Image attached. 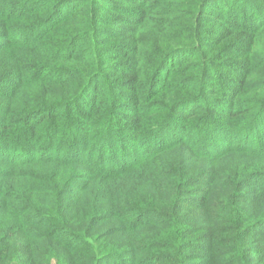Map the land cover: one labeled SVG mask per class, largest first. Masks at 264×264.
Returning <instances> with one entry per match:
<instances>
[{
    "label": "trees",
    "instance_id": "trees-1",
    "mask_svg": "<svg viewBox=\"0 0 264 264\" xmlns=\"http://www.w3.org/2000/svg\"><path fill=\"white\" fill-rule=\"evenodd\" d=\"M262 33L264 0H0V264H264Z\"/></svg>",
    "mask_w": 264,
    "mask_h": 264
},
{
    "label": "rangeland",
    "instance_id": "rangeland-1",
    "mask_svg": "<svg viewBox=\"0 0 264 264\" xmlns=\"http://www.w3.org/2000/svg\"><path fill=\"white\" fill-rule=\"evenodd\" d=\"M239 6V4H238V2H237V5H236V7H238ZM213 19H215V18H213ZM233 20L232 19H228V22H232ZM225 21L223 20V18L221 17L220 19H218V21L217 22H213V21H211V22H207V23H205V27H206V29H207V33H209V35L207 36L208 37V40H207V43H209V42H211L212 41V38H214L215 37V35L216 34H219V32L220 31H224V27H225ZM237 24H240L241 22H236ZM259 38L260 39H264V34L262 33V34H260L259 35ZM227 42H223L222 44H221V46L222 45H225ZM229 51H235V49H229ZM184 56H186V55H183V54H181V57H184ZM239 61H242V60H239ZM243 64L240 62L239 64H237L235 67H234V69H237V71H240L241 69H243ZM232 74L233 75H235V73H233L232 72Z\"/></svg>",
    "mask_w": 264,
    "mask_h": 264
}]
</instances>
